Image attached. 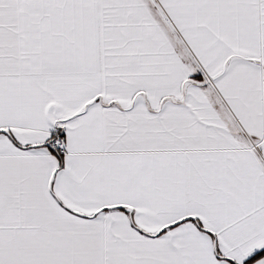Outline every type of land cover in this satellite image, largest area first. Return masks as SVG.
<instances>
[{"label":"snow or ice","instance_id":"1","mask_svg":"<svg viewBox=\"0 0 264 264\" xmlns=\"http://www.w3.org/2000/svg\"><path fill=\"white\" fill-rule=\"evenodd\" d=\"M0 264H264V0H0Z\"/></svg>","mask_w":264,"mask_h":264}]
</instances>
